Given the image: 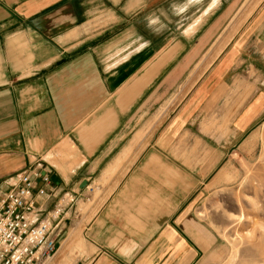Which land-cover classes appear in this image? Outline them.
Wrapping results in <instances>:
<instances>
[{"label":"crops","instance_id":"crops-1","mask_svg":"<svg viewBox=\"0 0 264 264\" xmlns=\"http://www.w3.org/2000/svg\"><path fill=\"white\" fill-rule=\"evenodd\" d=\"M147 6L148 0H0L2 189L16 184L23 172L48 173L46 192L36 199L49 211L66 197H84V181L112 182L109 193L118 186L163 113L159 110L133 134L134 122L148 104V90L181 51L178 41L155 48L145 31L133 33V23ZM237 11L226 26L230 32L219 36L200 71L234 36ZM221 63L217 71L223 74L227 62ZM262 97L256 96L245 117L256 113ZM167 133L149 148L111 202L97 209L94 238L74 264H191L196 259V246L181 233L182 221L171 210L173 201L168 211L159 210H164L163 200L172 199L165 195L166 185L174 190L180 183L177 165L162 156L174 150V143H164ZM69 206L67 202L63 228ZM131 223L144 225L148 233L126 237L125 225ZM80 241L78 229H71L59 245V264H66L69 252L80 251Z\"/></svg>","mask_w":264,"mask_h":264},{"label":"rangeland","instance_id":"rangeland-1","mask_svg":"<svg viewBox=\"0 0 264 264\" xmlns=\"http://www.w3.org/2000/svg\"><path fill=\"white\" fill-rule=\"evenodd\" d=\"M243 2L148 0L141 18L133 23V33L145 31L155 48L178 41L181 51L149 88L148 104L134 122L133 134L159 110L163 113L148 137V147L134 155V164L114 190L109 193L112 182L95 178L84 197L70 201L72 209L58 244L62 246L76 228L81 241L80 251L64 256L66 264L84 255L85 244L94 238L97 209L111 202L164 130L170 132L164 143H174V150L162 156L177 165L180 183L174 190L165 184V195L173 200H163L164 210H159L168 211V202L173 201L171 210L182 221L181 233L197 248L191 264H264V97L256 113L245 117L256 96H264V35L260 33L264 0H250L243 7L224 51L200 71L213 56L219 36L230 32L226 26ZM245 13L247 18L239 22ZM221 62H227L223 74L217 71ZM145 232L144 225L131 223L123 233L140 237Z\"/></svg>","mask_w":264,"mask_h":264},{"label":"built area","instance_id":"built-area-1","mask_svg":"<svg viewBox=\"0 0 264 264\" xmlns=\"http://www.w3.org/2000/svg\"><path fill=\"white\" fill-rule=\"evenodd\" d=\"M49 181L48 173L26 171L9 189L0 187V264H59L62 215L73 197L44 211L36 197L45 194Z\"/></svg>","mask_w":264,"mask_h":264},{"label":"bare ground","instance_id":"bare-ground-1","mask_svg":"<svg viewBox=\"0 0 264 264\" xmlns=\"http://www.w3.org/2000/svg\"><path fill=\"white\" fill-rule=\"evenodd\" d=\"M250 0H246L245 2H244V4H243V7H245L246 6V4L249 2ZM215 2H217V1H215ZM214 2V3H215ZM242 8V7H241ZM240 11V10H239ZM239 11H237L238 13H239ZM238 15V14H237ZM233 260V259H232ZM257 264V263H256Z\"/></svg>","mask_w":264,"mask_h":264},{"label":"water","instance_id":"water-1","mask_svg":"<svg viewBox=\"0 0 264 264\" xmlns=\"http://www.w3.org/2000/svg\"><path fill=\"white\" fill-rule=\"evenodd\" d=\"M88 182L87 181H84L82 184H81V188H84L85 186H87Z\"/></svg>","mask_w":264,"mask_h":264}]
</instances>
